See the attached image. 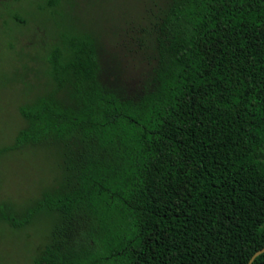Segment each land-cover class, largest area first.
I'll return each mask as SVG.
<instances>
[{"label": "trees", "instance_id": "1", "mask_svg": "<svg viewBox=\"0 0 264 264\" xmlns=\"http://www.w3.org/2000/svg\"><path fill=\"white\" fill-rule=\"evenodd\" d=\"M150 43L132 88L92 36L66 35L49 55L64 97L19 107L8 149L52 147L63 169L22 214L0 204L15 230L57 218L33 264H249L264 248V0H167Z\"/></svg>", "mask_w": 264, "mask_h": 264}, {"label": "rangeland", "instance_id": "2", "mask_svg": "<svg viewBox=\"0 0 264 264\" xmlns=\"http://www.w3.org/2000/svg\"><path fill=\"white\" fill-rule=\"evenodd\" d=\"M166 1L0 0V204L20 215L63 180L62 159L54 148L8 149L26 125L20 106L53 92L64 97L50 74L53 48L62 46L66 35H90L109 79L133 88L150 68L152 22ZM11 9L24 12L16 14L15 25ZM56 222L48 213L16 230L0 221V264H33Z\"/></svg>", "mask_w": 264, "mask_h": 264}, {"label": "water", "instance_id": "3", "mask_svg": "<svg viewBox=\"0 0 264 264\" xmlns=\"http://www.w3.org/2000/svg\"><path fill=\"white\" fill-rule=\"evenodd\" d=\"M263 253H264V248L261 249V250H259V251H258V252L252 257V259L250 260L249 264H253L254 260H255L258 256H260L261 254H263Z\"/></svg>", "mask_w": 264, "mask_h": 264}]
</instances>
